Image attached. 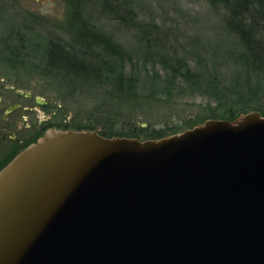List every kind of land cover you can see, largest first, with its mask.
<instances>
[{
	"label": "water",
	"instance_id": "obj_1",
	"mask_svg": "<svg viewBox=\"0 0 264 264\" xmlns=\"http://www.w3.org/2000/svg\"><path fill=\"white\" fill-rule=\"evenodd\" d=\"M0 264H264V115L47 128L0 168Z\"/></svg>",
	"mask_w": 264,
	"mask_h": 264
},
{
	"label": "rangeland",
	"instance_id": "obj_2",
	"mask_svg": "<svg viewBox=\"0 0 264 264\" xmlns=\"http://www.w3.org/2000/svg\"><path fill=\"white\" fill-rule=\"evenodd\" d=\"M106 2L117 3L121 16L132 22L116 18ZM224 15L220 4L208 0H0V108L10 106L11 98L21 104L9 121H15L12 129L59 124L90 127L105 136L136 130L140 139L152 131L181 129L210 116L215 101L181 80L170 82L171 66L177 59L204 64L228 84L237 64L228 52ZM49 36L86 41L92 63L100 53L113 72L122 67L140 101L110 96L114 86L104 80L111 77L106 73L96 80L45 73ZM117 49L121 56H110ZM263 83L250 81L247 89L255 94L257 88L264 110Z\"/></svg>",
	"mask_w": 264,
	"mask_h": 264
},
{
	"label": "trees",
	"instance_id": "obj_3",
	"mask_svg": "<svg viewBox=\"0 0 264 264\" xmlns=\"http://www.w3.org/2000/svg\"><path fill=\"white\" fill-rule=\"evenodd\" d=\"M211 4H220L225 11L224 28L230 41L229 51L236 62V72L230 77V82L225 84L213 70L210 71L204 64L194 62L193 65L184 59H177L175 67L172 64L170 82L183 81L193 89L208 93L215 101L213 112L206 118H200L194 122H188L181 129L171 133L150 132L147 138H158L189 128L206 119H229L233 120L242 113L250 110H257L264 115L261 108L258 90L255 94L247 89L250 88V81L256 83L264 82V0H208ZM106 4V5H105ZM104 5L109 12L121 20H133V17L122 15L117 3L111 5L106 2ZM129 18V19H127ZM135 25H139L136 24ZM94 30V29H93ZM86 41L77 40L74 43H66L59 38L49 36L46 40L44 53L43 71L53 72L64 76L72 75L80 78H99L102 73H106V83L113 84V93L109 95L120 99L132 98L136 103L140 101L134 94V87L124 79L122 67L118 72H113L108 68L110 60L102 59L100 53L94 54L96 63H92L93 54L88 52ZM146 50V49H145ZM147 51V50H146ZM110 56L119 57V51L113 52ZM111 79V80H110ZM131 79V78H130ZM133 84V83H132ZM264 85V83H263ZM255 95L253 98L252 96ZM264 102V101H263ZM55 126L61 127L59 124ZM66 125L65 127H67ZM62 127V128H65ZM90 128V127H88ZM76 129H81L77 127ZM114 134H110L111 136ZM139 131H129L122 133V136L139 137Z\"/></svg>",
	"mask_w": 264,
	"mask_h": 264
},
{
	"label": "flooded vegetation",
	"instance_id": "obj_4",
	"mask_svg": "<svg viewBox=\"0 0 264 264\" xmlns=\"http://www.w3.org/2000/svg\"><path fill=\"white\" fill-rule=\"evenodd\" d=\"M8 88L11 91L14 90V87L9 86ZM30 97V96H28ZM4 95L0 92V102L3 101ZM10 106L2 110L0 118V168L20 149H22L27 144L35 141L47 128L55 126L54 124H44L40 125L38 123L36 126H29L26 129H22L20 126H17L15 129H12L14 122L9 123L10 120H14L16 117V112L21 107V104L18 103L15 98H11ZM25 110H28V106L24 107ZM17 124H20L19 122ZM57 127V126H56ZM12 129V130H9Z\"/></svg>",
	"mask_w": 264,
	"mask_h": 264
}]
</instances>
